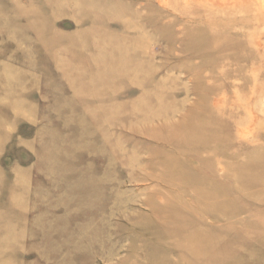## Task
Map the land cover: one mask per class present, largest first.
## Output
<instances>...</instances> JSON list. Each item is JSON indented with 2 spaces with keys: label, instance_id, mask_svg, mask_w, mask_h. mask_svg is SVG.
<instances>
[{
  "label": "rangeland",
  "instance_id": "obj_1",
  "mask_svg": "<svg viewBox=\"0 0 264 264\" xmlns=\"http://www.w3.org/2000/svg\"><path fill=\"white\" fill-rule=\"evenodd\" d=\"M0 264H264V0H0Z\"/></svg>",
  "mask_w": 264,
  "mask_h": 264
}]
</instances>
